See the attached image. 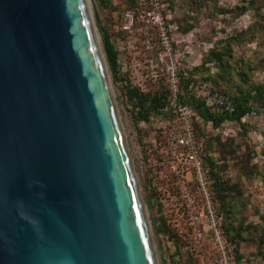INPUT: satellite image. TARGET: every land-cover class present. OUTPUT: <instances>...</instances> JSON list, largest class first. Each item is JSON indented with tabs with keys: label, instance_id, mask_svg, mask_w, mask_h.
Segmentation results:
<instances>
[{
	"label": "water",
	"instance_id": "1",
	"mask_svg": "<svg viewBox=\"0 0 264 264\" xmlns=\"http://www.w3.org/2000/svg\"><path fill=\"white\" fill-rule=\"evenodd\" d=\"M0 264H159L88 0H0Z\"/></svg>",
	"mask_w": 264,
	"mask_h": 264
},
{
	"label": "rangeland",
	"instance_id": "2",
	"mask_svg": "<svg viewBox=\"0 0 264 264\" xmlns=\"http://www.w3.org/2000/svg\"><path fill=\"white\" fill-rule=\"evenodd\" d=\"M162 4L173 43L172 57L165 56L164 62L157 32L152 30L146 35L148 30L141 26L134 34L123 30L129 0H88L159 264H220L221 253L211 233L203 224L191 220L188 203L163 181L171 169L163 167L161 150L165 147L164 136L173 130L170 126L173 109L169 106V114L151 115L146 123L141 120L140 107L129 92L154 94L163 90L171 100L168 74L171 58L179 69L182 97L186 95L187 80L189 88L201 83L232 97L240 89L264 85V0H162ZM105 33L118 53L116 75L104 52ZM225 48L231 54L227 63L230 69L227 66L223 70L210 54ZM190 92L204 99L196 91ZM243 124L246 126L229 121L215 128L203 121L198 124V133L208 134L213 143L212 149L206 148V169L214 205L219 217L222 216L219 223L227 240L231 264H264L248 234L242 235L245 241L239 240L238 247L230 240L225 229L229 223L227 213L221 208L207 162L211 154L217 158L216 170L221 171L224 180L226 202L237 212L234 226L244 224L247 228L260 224L264 215V106L255 104Z\"/></svg>",
	"mask_w": 264,
	"mask_h": 264
},
{
	"label": "built area",
	"instance_id": "3",
	"mask_svg": "<svg viewBox=\"0 0 264 264\" xmlns=\"http://www.w3.org/2000/svg\"><path fill=\"white\" fill-rule=\"evenodd\" d=\"M163 7L162 0H140L135 9L125 13L123 30L134 34L141 26L148 30L146 35H149V31L152 30L157 32L163 50L161 61L164 62L165 56L172 57L173 43L169 36ZM148 44L151 49V43L148 42ZM168 74L170 107L174 112V120L171 123L173 130L168 136L167 146L161 150L163 167L166 170L168 166L171 168L165 176L167 180L163 181H166L173 192L179 194L188 203L187 208L190 210L191 220L203 224L205 226L203 228H207L211 233L221 253L220 264H231L227 240L223 227L219 223L222 216L219 217L214 205L211 183L206 169L205 152L210 137L208 134L199 135L197 123H203V120L191 107L181 101V77L177 64L172 58L168 63ZM190 89L199 93L208 106L217 107L229 113L235 112L233 102L224 94L215 91L212 86L201 83L192 84ZM170 107L166 109V112ZM168 195H171V192H168Z\"/></svg>",
	"mask_w": 264,
	"mask_h": 264
},
{
	"label": "trees",
	"instance_id": "4",
	"mask_svg": "<svg viewBox=\"0 0 264 264\" xmlns=\"http://www.w3.org/2000/svg\"><path fill=\"white\" fill-rule=\"evenodd\" d=\"M130 9L133 10L138 5V0H129ZM104 52L106 55V59L108 64L110 65L111 71L114 75L117 74L118 71V53L111 42V38L107 33L104 35ZM212 60H215L218 65L222 67L224 70L229 66L228 59L231 57L228 48H225L220 51H212ZM230 69V66H229ZM243 76L244 74H240ZM188 80L184 82L186 95L184 97L181 96V101L188 105L189 107L194 109V112L205 122L212 124L215 128H220L223 124L229 121L237 122L238 124H242L243 127L246 125L243 124L242 119L245 118L250 112L253 110V106L258 104L260 106H264V85H252L247 89H240L239 94L237 96H229L228 94L220 91L229 96L235 106V112L229 113L226 111H222L217 107L208 106L206 101L194 93H191ZM129 96L132 100L136 101L140 107V116L141 120L148 123L150 121V117L153 114H169L170 112H166V109L170 106V100L168 98V94L165 91H157L154 94H141L137 90H132L129 92ZM149 105V106H148ZM148 106V107H147ZM172 117V116H171ZM199 123H197V127ZM171 126V124H170ZM171 130V129H169ZM166 142L163 144L165 147L168 143V135H165L164 138ZM210 139V138H209ZM212 140H208L206 144V148L212 149ZM206 159V158H205ZM208 165L211 168V177L214 179V188L216 194L218 196L221 208L226 211L227 219L229 223L225 226L226 232L228 236H230V240L233 243L237 244V247L240 245V241H245L242 239V235L245 233L248 234L252 239L253 245L257 248V254L264 259V215L261 216L260 224H257L253 227H244V224H241L239 227L234 226L233 218L236 216L237 212L235 207L227 204L224 187V180L221 177V171L217 169V158L211 156L207 157ZM244 219V218H243ZM247 219V218H245ZM243 223V222H242Z\"/></svg>",
	"mask_w": 264,
	"mask_h": 264
}]
</instances>
